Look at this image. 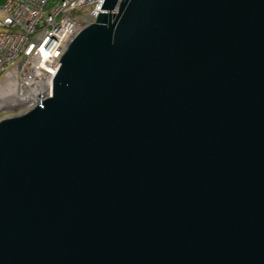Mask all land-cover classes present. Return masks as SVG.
I'll return each instance as SVG.
<instances>
[{"label":"water","instance_id":"1","mask_svg":"<svg viewBox=\"0 0 264 264\" xmlns=\"http://www.w3.org/2000/svg\"><path fill=\"white\" fill-rule=\"evenodd\" d=\"M103 9L0 120V264H264V0Z\"/></svg>","mask_w":264,"mask_h":264},{"label":"built area","instance_id":"2","mask_svg":"<svg viewBox=\"0 0 264 264\" xmlns=\"http://www.w3.org/2000/svg\"><path fill=\"white\" fill-rule=\"evenodd\" d=\"M104 1L6 0L0 4V78L16 81L3 105V118L28 112L52 95L62 56L83 28L105 12ZM117 11L118 7L113 12Z\"/></svg>","mask_w":264,"mask_h":264},{"label":"rangeland","instance_id":"3","mask_svg":"<svg viewBox=\"0 0 264 264\" xmlns=\"http://www.w3.org/2000/svg\"><path fill=\"white\" fill-rule=\"evenodd\" d=\"M6 0H0V4L4 3ZM90 7L83 8L80 14H85ZM16 88V81L14 79L8 80V78L1 77L0 78V120L4 117V104L7 100L8 94L10 91Z\"/></svg>","mask_w":264,"mask_h":264}]
</instances>
